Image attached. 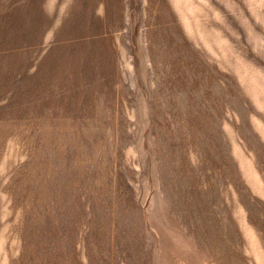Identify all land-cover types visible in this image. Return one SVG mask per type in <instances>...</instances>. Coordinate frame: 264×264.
<instances>
[{
  "label": "rangeland",
  "instance_id": "1",
  "mask_svg": "<svg viewBox=\"0 0 264 264\" xmlns=\"http://www.w3.org/2000/svg\"><path fill=\"white\" fill-rule=\"evenodd\" d=\"M0 264H264V0H0Z\"/></svg>",
  "mask_w": 264,
  "mask_h": 264
},
{
  "label": "bare ground",
  "instance_id": "2",
  "mask_svg": "<svg viewBox=\"0 0 264 264\" xmlns=\"http://www.w3.org/2000/svg\"><path fill=\"white\" fill-rule=\"evenodd\" d=\"M78 1V0H77ZM79 8V7H78ZM77 8V9H78ZM81 21H82V19H81ZM16 24V23H15ZM83 24V23H82ZM90 26V25H89ZM67 30V29H66ZM66 30L65 31H63V32H66ZM74 33V32H73ZM63 34V33H62ZM72 36V35H71ZM2 61V60H1ZM28 64V63H27ZM9 74V73H8ZM7 84V83H6ZM9 84V83H8ZM11 86V85H10ZM12 87V86H11Z\"/></svg>",
  "mask_w": 264,
  "mask_h": 264
}]
</instances>
